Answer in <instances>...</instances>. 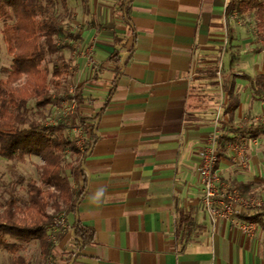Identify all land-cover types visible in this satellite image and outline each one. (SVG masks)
<instances>
[{"label": "crops", "instance_id": "0c3cea01", "mask_svg": "<svg viewBox=\"0 0 264 264\" xmlns=\"http://www.w3.org/2000/svg\"><path fill=\"white\" fill-rule=\"evenodd\" d=\"M228 1L134 0L135 34L116 11L119 0L111 10L105 5L92 12L100 33L92 29L97 56L90 49L77 58L78 88L86 101L80 113L89 118L104 108L105 113L99 140L84 163L89 188L78 217L97 237L72 264H264L260 227L253 237L225 222L212 227L201 205V153L214 130L215 95L228 77L222 81L212 65L229 35L223 23ZM115 37L125 46L121 60L127 65L121 72L105 63L116 48ZM106 66L113 72L106 74ZM241 80L238 76L235 90L239 107L232 117L227 114L228 124L240 122L246 98H253L249 89L248 95L239 89ZM216 82L219 86H212ZM252 101L247 110L255 115L260 102ZM249 159L251 171L242 172L245 168L233 166L226 152L218 168L222 182L242 195L257 186L250 152ZM180 210L192 212L197 228L185 247L176 237ZM66 222L70 233L56 234L57 264H68L65 257L77 250L75 217Z\"/></svg>", "mask_w": 264, "mask_h": 264}, {"label": "trees", "instance_id": "16d2710c", "mask_svg": "<svg viewBox=\"0 0 264 264\" xmlns=\"http://www.w3.org/2000/svg\"><path fill=\"white\" fill-rule=\"evenodd\" d=\"M133 1L119 0L116 11L135 34L131 20ZM62 5L66 7V0H62ZM253 11L260 21L258 32L264 41V5L260 0H230L226 17L237 15L243 18ZM0 39L12 57L11 71L7 79L0 82V157L18 164H25L31 157H38L43 162L39 168V183L31 181L27 184L28 199L24 211L14 198H10L4 212L0 213V249L11 255V264H30L22 252L26 246L37 243L41 251L40 264H47L54 259V242L48 233L50 228L57 224L58 215L63 218L74 216L72 237L77 250L68 259V264H72L84 249L96 244L95 230L80 221L78 211L89 188L84 163L99 140L98 125L105 108L96 118L80 114L79 124L73 126L64 121L47 126L44 114L55 103L61 106L64 96L70 94L65 85L70 65L64 53L72 52L74 43H82L83 38L55 17L51 7L41 0H0ZM114 41L116 48L105 63L115 65L121 72L127 65L121 60L125 46L117 37ZM262 51L259 47L249 54L259 55ZM49 64L53 65L52 71ZM212 77L215 79L216 76ZM237 79L228 76L222 85L229 97L226 110L231 117L239 107V98L235 94ZM242 79L249 82L252 97L264 102V74L256 78L243 75ZM212 86L218 87L219 84L216 82ZM83 95V87L76 89L74 98L78 111L86 104ZM31 103L35 110L30 108ZM72 129L84 134L83 148L67 136V131ZM232 132L255 141L264 135V123L233 127ZM223 137L220 144L230 140ZM225 155L226 150L221 146L220 158ZM178 214L176 237L185 247L197 228L191 211L180 210ZM239 220L255 224L264 231V208L248 211Z\"/></svg>", "mask_w": 264, "mask_h": 264}, {"label": "rangeland", "instance_id": "374dc122", "mask_svg": "<svg viewBox=\"0 0 264 264\" xmlns=\"http://www.w3.org/2000/svg\"><path fill=\"white\" fill-rule=\"evenodd\" d=\"M45 4H48L55 17L61 20L73 33L80 34L84 38V42L80 45L74 43V50L65 51V58L70 65L69 76L66 78L65 85L69 88L70 94L64 96V101L59 106L57 103L50 106L45 110V125H57L60 121H64L68 126H73L74 124H79L80 121V112L77 110L76 104L72 103V97L78 89L79 84L81 83L80 74V65L77 58L85 57L87 51L92 49L94 58L97 56V53H94V45L96 44L95 32L92 29L95 27L96 31L100 33V26L98 25V20L96 16L92 14L94 11H100L109 5V10L115 5L117 0H66V7L62 5V0H41ZM230 3V0L228 1ZM228 3V5H229ZM260 3L264 5V0H260ZM117 4V3H116ZM227 5V6H228ZM226 17V16H225ZM117 20H119L117 18ZM93 22L95 24H93ZM224 24L228 26V37L226 38L225 49L219 51V57L216 59L217 63H212L214 70L216 72L220 71L223 76H230L242 78L243 75H248L250 77L256 78L264 74V41L262 39L261 33L258 32V25L260 21L256 16V11L247 13L243 18L234 15L224 19ZM92 32V33H90ZM121 40V39H120ZM0 82L7 79L8 73L11 71L12 67V57L8 54L7 47L0 39ZM110 45V42H109ZM261 47L263 49L262 53L259 55H250L249 51H252L256 48ZM95 49V48H94ZM108 53L112 49H108ZM107 53V54H108ZM106 56V55H105ZM113 67V65H111ZM106 66L104 69L107 71L106 74L112 73L113 69ZM49 68L52 71L53 65L49 64ZM97 69V68H96ZM93 69V70H96ZM98 70H101V67L98 66ZM214 72V71H213ZM219 73V72H218ZM105 74V75H106ZM234 74V75H233ZM80 78H79V77ZM109 77L108 75L106 78ZM241 86L244 87V93L248 95V89L251 91L249 82L246 80H241ZM224 82V81H223ZM223 85V84H222ZM221 85V88H222ZM217 91L215 95L217 100V109L218 104H220L221 99H225L224 102H227V95L221 90ZM223 91V92H222ZM73 92V93H72ZM237 97H240V94H236ZM254 100V98H252ZM249 98H246V109H242L243 117L238 124H228L227 120V107L225 109V122L226 125L224 129V137H229L228 133H232L233 127L242 128L245 125L264 123V102H260L259 105H255L254 114L253 112L248 111L250 104L252 105L253 101ZM227 106V105H226ZM34 104H30V108L35 110ZM253 111V110H252ZM67 136L75 139L77 145L80 148H83V142L85 136L82 131L77 129H72L67 131ZM235 134V133H234ZM237 136V134H235ZM239 139L245 141L250 156L252 158V165L257 169L256 175H253L255 186L250 192H244L246 198L260 197L264 198V135L260 136L257 140H251L249 136L238 135ZM70 162V159H68ZM43 165V162L38 157H31L25 164H18L15 162H10L0 157V213H3L5 210L6 202L10 198H14L17 202L20 210L24 211L25 204L27 203V184L31 181H40V171L39 168ZM252 167V168H253ZM242 172L249 171L250 167L245 169H240ZM251 171V170H250ZM22 181V182H21ZM226 184V183H225ZM228 185V184H227ZM52 212V211H51ZM63 218L62 215H58L57 220ZM66 220V217H64ZM67 227V226H66ZM67 233H70L69 227H67ZM259 231V230H258ZM65 232V231H62ZM49 239L56 235L51 233L49 230ZM57 236H55L56 238ZM57 240V238H56ZM30 264H40L41 263V251L37 243H32L25 247V250L22 252ZM55 258V257H54ZM12 257L5 250L0 249V264H11ZM68 259L65 257V263ZM47 264H57L55 260L49 261Z\"/></svg>", "mask_w": 264, "mask_h": 264}, {"label": "built area", "instance_id": "2783aa9c", "mask_svg": "<svg viewBox=\"0 0 264 264\" xmlns=\"http://www.w3.org/2000/svg\"><path fill=\"white\" fill-rule=\"evenodd\" d=\"M128 56L126 54L124 58L126 59ZM74 97L75 93L72 97V103L76 104ZM225 109L226 103L222 98L216 111L214 130L208 135L205 146L202 149L199 167L201 205L212 227L217 226L220 222H225L234 225L244 235L253 237L258 231V226L239 221V217L248 211L264 208V198H246L240 192L233 190L230 186L223 183L218 171L221 159V146L226 150L229 161L233 166L247 168L250 163L249 149L245 141L232 137L226 143L220 144V139L224 136V125H226L224 121ZM66 226V220L60 218L57 224L50 228V232L63 234L62 231H66L67 229ZM55 236L52 238L54 245L57 242Z\"/></svg>", "mask_w": 264, "mask_h": 264}]
</instances>
